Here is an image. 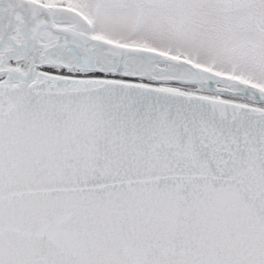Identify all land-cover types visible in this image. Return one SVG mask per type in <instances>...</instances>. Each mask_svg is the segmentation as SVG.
Listing matches in <instances>:
<instances>
[{"label":"snow or ice","instance_id":"6c2138e0","mask_svg":"<svg viewBox=\"0 0 264 264\" xmlns=\"http://www.w3.org/2000/svg\"><path fill=\"white\" fill-rule=\"evenodd\" d=\"M0 264H264V0H0Z\"/></svg>","mask_w":264,"mask_h":264}]
</instances>
